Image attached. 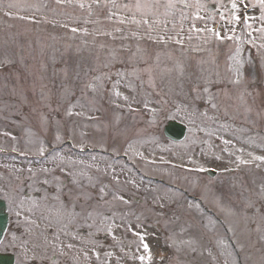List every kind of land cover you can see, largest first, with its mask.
Returning <instances> with one entry per match:
<instances>
[{"label": "rangeland", "instance_id": "obj_1", "mask_svg": "<svg viewBox=\"0 0 264 264\" xmlns=\"http://www.w3.org/2000/svg\"><path fill=\"white\" fill-rule=\"evenodd\" d=\"M173 118L187 126L179 142L161 131ZM36 138L46 155L43 142L26 159L0 155L1 195L37 193L30 216L51 227L17 264L61 249L70 264L78 250L82 264H237L204 206L239 218L237 231L225 223L241 264H264V189L250 183L264 175L262 0H0V147ZM205 167L219 178L192 176ZM88 222L94 256L76 229Z\"/></svg>", "mask_w": 264, "mask_h": 264}, {"label": "water", "instance_id": "obj_2", "mask_svg": "<svg viewBox=\"0 0 264 264\" xmlns=\"http://www.w3.org/2000/svg\"><path fill=\"white\" fill-rule=\"evenodd\" d=\"M182 129L181 126L178 127V125L171 123L167 128H166V134H168L169 136L174 135L175 137H179L182 134ZM4 204L3 202L0 201V239L2 237V234L4 232L5 226H6V222H7V218H6V214L4 213ZM2 259V260H1ZM0 259V264H11V260H4L3 258Z\"/></svg>", "mask_w": 264, "mask_h": 264}, {"label": "snow or ice", "instance_id": "obj_3", "mask_svg": "<svg viewBox=\"0 0 264 264\" xmlns=\"http://www.w3.org/2000/svg\"><path fill=\"white\" fill-rule=\"evenodd\" d=\"M262 6H264V0H262ZM232 7H233V8L236 7L235 3H233ZM221 19H222V20L224 19L223 14H221ZM233 19L238 21V20H239V17L233 15ZM195 30H196V31H202L201 29H195ZM208 31L211 32L212 29H208ZM214 34H215V36L217 37V39H221V36H220V33H219V32H216V33H214ZM227 38H228V39H231L232 37L228 36ZM144 248H145V250H147V249H148V245H147V244H144ZM140 259L143 260L144 257L141 256Z\"/></svg>", "mask_w": 264, "mask_h": 264}, {"label": "flooded vegetation", "instance_id": "obj_4", "mask_svg": "<svg viewBox=\"0 0 264 264\" xmlns=\"http://www.w3.org/2000/svg\"><path fill=\"white\" fill-rule=\"evenodd\" d=\"M13 231L15 233H17L19 230H18V224L15 222L14 225H13Z\"/></svg>", "mask_w": 264, "mask_h": 264}]
</instances>
